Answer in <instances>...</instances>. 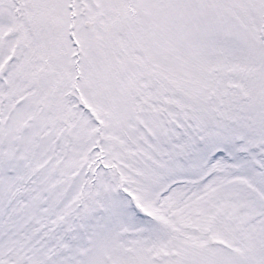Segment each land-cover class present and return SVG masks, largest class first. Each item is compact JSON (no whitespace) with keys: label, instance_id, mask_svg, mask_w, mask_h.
<instances>
[{"label":"snow or ice","instance_id":"snow-or-ice-1","mask_svg":"<svg viewBox=\"0 0 264 264\" xmlns=\"http://www.w3.org/2000/svg\"><path fill=\"white\" fill-rule=\"evenodd\" d=\"M0 264H264V0H0Z\"/></svg>","mask_w":264,"mask_h":264}]
</instances>
